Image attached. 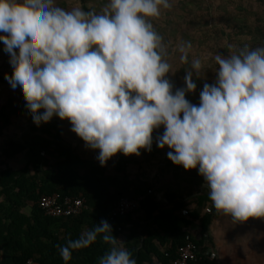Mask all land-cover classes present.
I'll list each match as a JSON object with an SVG mask.
<instances>
[{"label":"clouds","instance_id":"1","mask_svg":"<svg viewBox=\"0 0 264 264\" xmlns=\"http://www.w3.org/2000/svg\"><path fill=\"white\" fill-rule=\"evenodd\" d=\"M170 0H108L102 12L60 7L56 0H0V42L10 56V90L22 95L36 126L71 123L104 166L117 153L171 149L168 159L198 169L215 209L233 221L264 217V46L214 56L215 80L197 89L204 65L193 58L175 88L167 45L152 23ZM191 41H181L189 62ZM175 89V90H174ZM98 239V264H137L112 226L101 220L58 246L65 264Z\"/></svg>","mask_w":264,"mask_h":264},{"label":"trees","instance_id":"2","mask_svg":"<svg viewBox=\"0 0 264 264\" xmlns=\"http://www.w3.org/2000/svg\"><path fill=\"white\" fill-rule=\"evenodd\" d=\"M12 71L0 72V82L4 83L5 74L11 76ZM21 115L32 119L23 96L20 105L0 96V137L7 135L14 118ZM30 133V141L10 139L0 148V264H25L29 260L65 264L58 246L78 238L85 228H93L101 220L112 226L113 234L123 240L137 264H173L187 235L204 250L211 247L209 231L216 209L211 207L208 188H201L203 178L192 180L185 175L156 188L148 179L132 177L125 156L101 166L96 158L65 145L57 118L39 127L32 125ZM8 161L23 165L13 168ZM57 192L82 197L87 207L75 216H49L40 199ZM125 196H143L141 209L112 219L116 203ZM184 209L188 215H183ZM197 223L199 235L192 231ZM107 248L98 239L91 247L74 251L68 264H98ZM197 264L216 262L204 259Z\"/></svg>","mask_w":264,"mask_h":264},{"label":"rangeland","instance_id":"3","mask_svg":"<svg viewBox=\"0 0 264 264\" xmlns=\"http://www.w3.org/2000/svg\"><path fill=\"white\" fill-rule=\"evenodd\" d=\"M58 6L65 9L86 6L97 13L102 12L108 0H92L83 3L79 0H56ZM220 0H170V9H161V16L153 18L152 23L156 30L163 36L167 45L168 55L166 59L172 65V73L167 77L175 88L185 87L184 76L186 70L191 67V60L199 58L204 65L199 73L197 89L194 93L186 95L193 104L199 103V93L205 82L212 83L215 80V71L218 66L215 64L214 56L218 53L228 55L244 46L255 48L264 46V7H252L239 4L238 6L223 5ZM256 7V9H255ZM181 41H191L193 47L189 54V62L183 63L180 60L181 53L178 45ZM4 45L0 42V72L11 70L9 54L4 52ZM175 90V89H174ZM0 96L12 98L16 105H20L22 95H16L10 90L7 80L0 82ZM59 121V129L62 131V141L67 146H72L76 151L89 158H96L99 150L88 148L85 142L71 131V123L67 120ZM32 119L21 115L14 118L12 126L6 132L7 135L0 137V148H4L7 142L12 139L19 142L30 141L33 134L30 133ZM163 126L153 133V145L150 152L141 149L139 156H125L117 153L108 161H114L119 156H125L129 161L128 170L132 177L140 176L148 179L156 188L163 184L180 179L187 175L192 180L201 177L198 169L182 170L171 164L167 153L171 151L165 147H157L155 137L163 134ZM26 145V144H24ZM8 166L18 168L22 162L15 163L8 161ZM201 188H207L202 185ZM209 190V189H208ZM211 205V204H210ZM214 205H211L213 208Z\"/></svg>","mask_w":264,"mask_h":264},{"label":"crops","instance_id":"4","mask_svg":"<svg viewBox=\"0 0 264 264\" xmlns=\"http://www.w3.org/2000/svg\"><path fill=\"white\" fill-rule=\"evenodd\" d=\"M79 1L82 2V0ZM89 1L92 0H83L82 4ZM221 1L223 5L244 4L264 7V0ZM56 4L59 3L56 1ZM202 211L204 212L203 208ZM192 231L195 235L200 234L199 223L193 226ZM209 237L211 247L208 248L216 251L217 257L213 260L216 264H264V217L233 221L229 215L216 209V216L210 225Z\"/></svg>","mask_w":264,"mask_h":264},{"label":"built area","instance_id":"5","mask_svg":"<svg viewBox=\"0 0 264 264\" xmlns=\"http://www.w3.org/2000/svg\"><path fill=\"white\" fill-rule=\"evenodd\" d=\"M143 196L140 197H121L116 203L112 211V219L125 216L129 213L136 212L141 209ZM40 206L47 215L52 217H68L82 213L87 207L82 197L63 196L60 193L45 195L40 199ZM208 212L211 209L207 208ZM188 209L183 210V215H188ZM187 242L178 247V257L173 264H197L204 259L215 260L217 253L212 248H201L192 235H187ZM33 260H29L25 264H33Z\"/></svg>","mask_w":264,"mask_h":264}]
</instances>
